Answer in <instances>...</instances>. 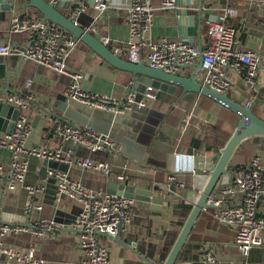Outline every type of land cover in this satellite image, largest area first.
<instances>
[{"label": "crops", "instance_id": "crops-1", "mask_svg": "<svg viewBox=\"0 0 264 264\" xmlns=\"http://www.w3.org/2000/svg\"><path fill=\"white\" fill-rule=\"evenodd\" d=\"M7 1H12V8L0 7V43L23 46L27 43V33L12 32L11 17L25 10L40 14L34 8L26 7L28 0ZM131 1L107 0L108 6L98 18H95L94 0H64L59 10L99 39L108 37L107 46L113 50L128 40L126 18ZM149 2L154 8V15L151 28L144 35L146 39H188L203 46L208 42L206 21L217 19L226 6H232L236 14L228 16L226 23L235 28V47L252 49L264 57V7L256 0H180L176 8L169 10L160 8V0ZM77 8L80 9L78 12L75 10ZM200 61V58H196L179 74L192 75ZM67 68L81 74L79 86L82 90L114 97L120 103L131 96L132 103L122 113L88 107L66 96L70 80L66 74L29 58L0 54V96L11 93L23 95L25 92L30 95L26 106L20 108L21 113L27 114L30 124L25 143L72 150L70 163L36 157L29 159L26 180L40 186L34 203L42 205V208L27 211L24 188L19 184L10 189L7 185L11 152L0 147V164L3 167L0 173V226L4 223H21L29 227L21 232L0 234V242L20 252H26L33 245L36 255L51 264H81L84 251L79 246L80 233L70 226L79 206L74 200L56 199V183L47 172L48 168H56L95 191L108 192L110 186L122 184L125 188L149 190L150 197L161 198L159 213H155L151 200L132 197L129 221L119 235L122 243L130 245L131 249L106 235L100 234L99 241L108 250V264H150L140 255L156 264H164L207 182L212 163L236 122L223 109L212 104L209 98L189 92L185 102L190 107L192 119L181 131L183 118L170 111L171 106H181L177 103L180 87L174 93L157 89L155 100L140 105L143 94L136 100L139 96L134 89L136 77L130 71L112 66L80 40L68 54ZM200 70H197L196 77L201 82ZM226 72L231 84L229 96L238 103L249 104L251 110L264 120V66L259 68L253 88L247 87L241 73L230 67H226ZM27 80H30L28 86L25 85ZM58 120L90 127L107 135L116 143V148L92 150L84 145H73L54 131ZM6 133L0 128V136ZM254 137L242 140L234 149L226 165L230 175L236 174L235 171L231 172V167H241L246 163L245 149L257 148L256 153L264 165V139ZM84 156L108 161L111 171L106 174L77 165L75 161ZM174 168H178V171L172 173ZM118 173H123L124 178L118 179ZM169 174H173L174 178L169 180ZM226 176L223 175L221 182L228 179ZM218 181L209 197L218 190ZM142 195H146L145 192ZM216 211V206L204 207L188 233L189 242L200 246L197 258L191 255L179 257L182 246L173 264H203L199 255L206 245L213 248L217 264H264V245L252 247L247 256L241 254L234 243L233 228L218 221L214 216ZM42 219H55L64 227L36 237L31 231L32 226Z\"/></svg>", "mask_w": 264, "mask_h": 264}, {"label": "built area", "instance_id": "built-area-1", "mask_svg": "<svg viewBox=\"0 0 264 264\" xmlns=\"http://www.w3.org/2000/svg\"><path fill=\"white\" fill-rule=\"evenodd\" d=\"M256 1L264 7V0ZM107 6V0H94L95 18H98ZM176 6V0H160L161 9L169 10ZM75 10L78 12L80 9ZM235 14L234 7L226 6L217 19H208L206 21L208 42L203 46L191 41L166 37L159 40L146 39L144 35L151 28L154 8L149 0H132L128 5L126 18L129 27L128 40L124 45L111 50L134 63L143 61L151 68H161L170 73H180L193 64L196 58H200L201 82L211 89L218 92L229 90L231 84L226 67L241 73L247 87L253 88L256 85L257 72L264 66V57L252 49L235 47V28L226 23V18ZM10 29L12 32L25 31L27 43L21 46L2 42L0 54H15L29 58L37 64L66 74L70 77L65 91L67 97L77 99L88 107L115 113H122L131 105V96H127L125 101L120 103L114 97L87 92L80 88L81 74L67 68L68 54L76 47L79 39L68 31L26 10L11 17ZM100 40L106 45L109 42L106 36ZM145 47L147 50H144ZM29 84L30 80H27L25 85ZM156 90L153 86L146 85L140 105L155 100ZM28 98L30 95L27 92L23 95L11 93L4 97L0 96V101L24 108ZM188 121L189 116H186L182 121L181 131L185 130ZM29 130L27 114L20 113L14 127L0 136V147L11 152L7 185L10 189L19 184L24 188L27 194L25 205L27 211L42 208V205L34 203V196L40 186L26 180L29 159L36 157L50 161L72 162V150L27 145L25 139ZM54 131L73 145H84L92 150L116 148V143L112 139L90 127H79L58 120ZM75 162L81 167L106 174L111 171V165L106 160H94L84 156ZM2 168L0 164V173ZM175 171H178V168H174L172 173ZM47 172L55 180L56 199L76 200L79 206L70 226L80 233L79 246L84 251L81 264H108V250L100 243L99 235L100 233L114 235L119 226L123 228L128 223L133 199L122 193L95 191L60 169L48 168ZM117 177L123 179L124 175L118 173ZM173 178V174L168 175L169 180ZM208 202L211 206L217 207L215 218L233 228L234 243L241 254L247 256L252 247L264 245V165L259 156H253L244 169L220 182L218 190L208 198ZM63 227L64 224L55 219H42L32 226L31 231L36 237H41L47 231H56ZM27 229L29 227L21 223H4L0 226V234ZM199 259L203 264H217L210 245H206L201 251ZM0 264L51 263L37 256L33 245H30L26 252H20L0 242Z\"/></svg>", "mask_w": 264, "mask_h": 264}, {"label": "water", "instance_id": "water-1", "mask_svg": "<svg viewBox=\"0 0 264 264\" xmlns=\"http://www.w3.org/2000/svg\"><path fill=\"white\" fill-rule=\"evenodd\" d=\"M64 0H28L26 7L34 8L39 14L42 20L49 21L59 26L60 28L71 33L75 38L88 45L93 51H95L100 57L107 61L112 66L130 71L135 77L136 81L134 83V89L138 91L139 96L136 100L140 99L146 85H151L155 89L160 91H165L168 93H174L177 87L181 88L180 97L186 92H194L198 95H202L212 99L221 106L229 109L236 115L239 119L227 139L224 146L220 149V152L211 165V170L209 172V177L207 182L202 189L198 200L193 205L189 216L184 222L181 231L175 240L171 251L164 264H173L181 247L186 241L189 231L193 226V223L198 216L199 212L207 206H211L208 202L209 195L219 180L220 176L223 174L230 175V171L227 170L226 165L236 148V146L244 139L252 136H264V120L258 117L250 108L249 105H243L232 99L228 91L218 92L210 87L204 85L202 82L197 80L196 73L197 70L201 68V61L197 63L196 72L190 76H183L179 73H170L161 68H151L146 65L143 61L134 63L126 58L116 55L113 51L102 41L92 35L89 31L79 26L70 16L64 15L60 10L61 4ZM2 3V4H1ZM6 3V5H3ZM179 4L180 0H176ZM0 7L3 9H11L12 1L6 2V0H0ZM180 11V10H179ZM182 11H180L181 13ZM188 41V39H184ZM200 46V45H199ZM21 113L20 108L14 107L10 104H6L0 101V128L2 131L9 132L15 125V122ZM108 192L111 193H122L128 197H134L137 199H143L152 201L154 204L152 207L155 209V213H159L161 198L150 197L151 191H140L139 189L125 188L122 184H114L110 186ZM145 192L146 195H142ZM73 201V200H72ZM76 201V200H74ZM122 227L119 226L118 231L114 235L107 233H100L102 235L108 236L117 242L122 243L119 238ZM127 247L130 245L122 243ZM137 253V252H136ZM150 264H156L152 260L140 255ZM175 264H188L187 262H175Z\"/></svg>", "mask_w": 264, "mask_h": 264}, {"label": "trees", "instance_id": "trees-1", "mask_svg": "<svg viewBox=\"0 0 264 264\" xmlns=\"http://www.w3.org/2000/svg\"><path fill=\"white\" fill-rule=\"evenodd\" d=\"M189 92H187V93H185V94H183L181 97H180V99L179 100H177V103L179 104V105H181L180 107L179 106H171V108H170V111H174V113H175V115L176 116H179V118H185L186 116H189V121H190V119H192V117H191V111L189 112V106H187L186 104H187V102H185L186 101V97H187V94H188ZM203 97H205V96H203ZM208 98V97H207ZM210 99V98H209ZM181 100V101H180ZM211 100V102H212V104H214L215 106H217L218 107V109H223V112H225V113H227L233 120L232 121H234V122H236L237 123V121H238V119H239V117H238V115H236L235 113H233L232 111H230L229 109H227V108H225V107H223V106H221L220 104H218L217 102H215V101H213L212 99H210ZM194 112V111H193ZM183 121V120H182ZM188 121V123H187V125L188 124H190V122ZM187 127V126H186ZM187 132V131H186ZM185 132V133H186ZM254 139H258V140H260V139H264V136H255L254 137ZM255 149H257V148H253V149H245V157H247V161H246V163L243 165V166H241V167H238V165L236 166H233V168L230 166V162H229V167H231V172H239L241 169H244L246 166H247V164H248V162H249V160L253 157V156H259V154H257L256 152H257V150H255ZM238 151L240 152V148L238 149ZM236 153V152H235ZM260 157V156H259ZM261 159V158H260ZM262 162V161H261ZM233 170V171H232ZM237 170V171H236ZM232 174V173H231ZM223 175H226V174H223ZM223 175H221L220 176V178H219V181H218V184L221 182V178L223 177ZM234 175H228V176H226V177H228V178H231V177H233ZM213 195V194H212ZM213 213V212H212ZM189 239H190V237H188L187 238V240H186V242H185V244L183 245V247H182V249H181V251H180V253H179V257H181V258H183V257H186V256H188V255H191L193 258H197V249H199V245L198 244H195V243H191V242H189ZM262 245H260L259 247H261ZM255 247H258V246H255ZM202 263V262H201Z\"/></svg>", "mask_w": 264, "mask_h": 264}]
</instances>
